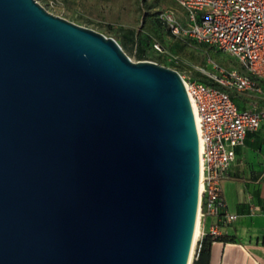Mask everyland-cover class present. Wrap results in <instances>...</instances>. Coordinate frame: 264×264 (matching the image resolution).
I'll return each instance as SVG.
<instances>
[{"label":"water","instance_id":"1","mask_svg":"<svg viewBox=\"0 0 264 264\" xmlns=\"http://www.w3.org/2000/svg\"><path fill=\"white\" fill-rule=\"evenodd\" d=\"M198 146L177 70L0 0V264H190Z\"/></svg>","mask_w":264,"mask_h":264},{"label":"built area","instance_id":"2","mask_svg":"<svg viewBox=\"0 0 264 264\" xmlns=\"http://www.w3.org/2000/svg\"><path fill=\"white\" fill-rule=\"evenodd\" d=\"M177 9L163 5L157 16L174 36H185L204 42L214 49L235 57L247 73L208 59L214 69V83L197 79L189 68L180 74L190 104L197 118L200 141L198 192V234L191 261L197 256L205 234H222L223 227L237 218L223 210L220 181L235 156V146L243 143L245 134L264 122V106L240 108L231 93L251 91L264 97L259 81H264V0H172ZM157 50H162L154 42ZM195 69L204 67L193 65ZM259 80V81H258ZM198 141V145H199ZM212 221L206 225L207 219Z\"/></svg>","mask_w":264,"mask_h":264},{"label":"rangeland","instance_id":"3","mask_svg":"<svg viewBox=\"0 0 264 264\" xmlns=\"http://www.w3.org/2000/svg\"><path fill=\"white\" fill-rule=\"evenodd\" d=\"M36 1L53 14L95 29L106 36L116 37L118 43L124 39V34H129L130 41L119 44L132 60H138L134 57L133 51L138 49L139 44L144 49L146 57L144 59L171 67L180 74L191 68L192 74H200L211 82H214L211 77L214 69L208 59L225 66L235 65L243 68L237 58L230 57L207 43L167 33L165 27L156 21V14L148 15L147 13L156 12L164 5V0ZM144 11L146 14H143ZM158 36H161L163 41L158 39ZM154 42L159 43L162 50L155 49ZM201 57H203L202 60H200ZM193 65L202 66L204 70L195 69Z\"/></svg>","mask_w":264,"mask_h":264},{"label":"crops","instance_id":"4","mask_svg":"<svg viewBox=\"0 0 264 264\" xmlns=\"http://www.w3.org/2000/svg\"><path fill=\"white\" fill-rule=\"evenodd\" d=\"M164 5L181 14L172 0H164ZM259 83L264 89V81ZM231 96L240 108L264 106V97L255 92H233ZM220 187L223 210L235 213L237 218L222 230L223 236L233 240L212 241L208 264H264V122L247 131L243 143L235 146L234 159ZM211 221L209 217L206 225Z\"/></svg>","mask_w":264,"mask_h":264},{"label":"trees","instance_id":"5","mask_svg":"<svg viewBox=\"0 0 264 264\" xmlns=\"http://www.w3.org/2000/svg\"><path fill=\"white\" fill-rule=\"evenodd\" d=\"M157 12H147L148 15H152V14H156V21L160 24H162L165 29L167 30V33H170L168 28L165 26V24H163L160 19L158 18L157 16ZM143 14H146V11L143 12ZM171 34V33H170ZM172 35V34H171ZM174 36V35H173ZM115 37V36H114ZM116 38V37H115ZM123 38L122 40L119 41V43L122 45V44H125L127 41H130V36L129 34H124L123 35ZM158 39L162 40V37L161 36H158ZM202 54L204 55V52H202ZM133 55L136 59H144L146 58L145 57V53H144V49L142 46H140L138 44V49L137 50H134L133 51ZM203 57L200 58V60H202ZM197 79L205 82V83H210V84H215V85H218L214 82H211L210 80H208L207 78H205L204 76H201L200 74H193ZM214 240H223V241H226V240H233V238L231 237H225L223 236L222 234L218 235V236H211L209 234H205L201 240V244H200V247L197 251V256L194 257L191 261V264H208V258H209V252H210V246H211V243L212 241Z\"/></svg>","mask_w":264,"mask_h":264},{"label":"bare ground","instance_id":"6","mask_svg":"<svg viewBox=\"0 0 264 264\" xmlns=\"http://www.w3.org/2000/svg\"><path fill=\"white\" fill-rule=\"evenodd\" d=\"M193 115H194L195 125L197 126V118H196V115L194 113V110H193ZM199 146H200V141H199ZM200 189H201V182L199 181V190ZM197 234H198V213L196 215V220H195V227H194V232H193V239H192L191 250H190V254H189V260L191 258L192 248H193V244H194V241L196 239Z\"/></svg>","mask_w":264,"mask_h":264}]
</instances>
